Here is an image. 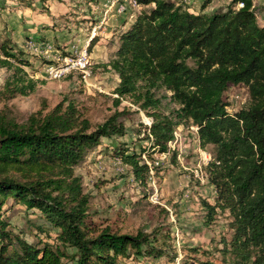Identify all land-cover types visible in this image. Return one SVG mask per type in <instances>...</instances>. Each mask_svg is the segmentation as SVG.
Wrapping results in <instances>:
<instances>
[{
  "label": "trees",
  "instance_id": "trees-1",
  "mask_svg": "<svg viewBox=\"0 0 264 264\" xmlns=\"http://www.w3.org/2000/svg\"><path fill=\"white\" fill-rule=\"evenodd\" d=\"M136 1L149 7L120 34L113 57L103 64L119 78L115 102L129 95L152 117L146 138L158 152L169 149L176 127L196 126L199 145H212L205 169L215 193L212 204L203 202L206 222L217 210L228 211L232 234L221 239L222 251L233 264H264V25L257 22L256 6L231 0L224 10L207 13L210 0L197 12L173 0ZM9 43H0V67L14 72L0 86V102L34 89L31 78L16 75L28 62ZM239 84L247 88V102L232 111L225 92ZM163 99L175 107L161 111ZM126 114L116 109L91 125L73 103L37 110L23 122L0 110V264H64L65 257L73 264H118L119 256L164 254L143 230L124 233L93 222L89 194L74 173L102 138L124 133ZM129 151L117 148L115 154L144 184L150 167L140 152ZM8 198L40 211L47 226L57 229L56 242H28L14 232L2 216Z\"/></svg>",
  "mask_w": 264,
  "mask_h": 264
},
{
  "label": "rangeland",
  "instance_id": "rangeland-1",
  "mask_svg": "<svg viewBox=\"0 0 264 264\" xmlns=\"http://www.w3.org/2000/svg\"><path fill=\"white\" fill-rule=\"evenodd\" d=\"M173 1L197 12L204 0ZM230 3L231 0H210L204 11L224 10ZM253 4L257 22L264 25V0H253ZM148 7L136 0H0V43L10 40L9 44L17 45L28 65H23V71L16 75L34 81L31 92L1 101L0 110L7 109L18 122H23L37 110L46 113L58 103H73L91 125H96L116 109H126L127 114L122 117L124 133L102 138L101 144L74 168L83 191L89 194L93 222L124 233L143 230L150 234L152 246L164 249L159 258L119 256L118 264H183L184 260L193 259L233 264L232 255L221 249V239H230L232 234L228 211L217 210L207 223L203 206L204 201L214 202L215 189L208 182L205 169L212 145L201 147L196 126L183 124L175 128L169 149L158 152L152 147L151 138H146L152 117L129 95L116 104L118 75L103 66L113 57L120 34ZM94 37L96 40L89 47ZM85 49V78L73 68L54 75V70H65ZM13 72V67H0V86ZM225 97L228 108L237 110L246 105L247 88L230 85ZM160 106L165 112L175 104L167 106L163 99ZM117 148L141 153L150 167L144 184L136 181L129 167L116 156ZM2 216L28 242H56L57 229L49 228L37 209H27L8 198ZM67 252L71 254L73 249ZM172 254L175 256L171 259ZM63 263L73 261L65 257Z\"/></svg>",
  "mask_w": 264,
  "mask_h": 264
},
{
  "label": "built area",
  "instance_id": "built-area-1",
  "mask_svg": "<svg viewBox=\"0 0 264 264\" xmlns=\"http://www.w3.org/2000/svg\"><path fill=\"white\" fill-rule=\"evenodd\" d=\"M242 6V3H238L237 7ZM81 57H78L75 61L70 62V64H67V66L65 67V70H54V75L59 76L61 73H64L66 71H69L71 68L73 69H78L82 72V76L83 78L86 77V75L88 74L85 67L88 65V59L86 57V49L84 50V53H81L80 55ZM69 63V61L67 62ZM175 137V134H174ZM171 143V140L169 141V144ZM169 148V146H168Z\"/></svg>",
  "mask_w": 264,
  "mask_h": 264
}]
</instances>
